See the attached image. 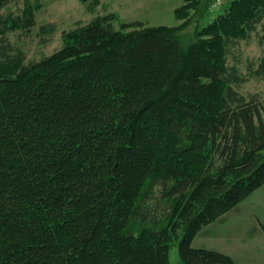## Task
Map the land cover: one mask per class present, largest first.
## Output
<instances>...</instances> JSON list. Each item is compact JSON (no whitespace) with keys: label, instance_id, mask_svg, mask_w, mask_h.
I'll return each mask as SVG.
<instances>
[{"label":"trees","instance_id":"obj_1","mask_svg":"<svg viewBox=\"0 0 264 264\" xmlns=\"http://www.w3.org/2000/svg\"><path fill=\"white\" fill-rule=\"evenodd\" d=\"M258 26L264 81V0L190 41L103 16L27 67L0 41V264H233L192 241L264 186V101L226 63Z\"/></svg>","mask_w":264,"mask_h":264},{"label":"rangeland","instance_id":"obj_2","mask_svg":"<svg viewBox=\"0 0 264 264\" xmlns=\"http://www.w3.org/2000/svg\"><path fill=\"white\" fill-rule=\"evenodd\" d=\"M232 1L234 0H13L0 8V41L13 48V51H8L9 54L21 53L23 67L60 50L66 33L108 15L114 17L116 28L121 23L138 22L142 24L138 30L175 29L184 40L190 41L221 16ZM262 29V26H258L255 32L241 35L239 41L230 43L226 63L229 67L234 66L244 79L236 90L246 97L258 95L264 101V81L254 74L263 54L260 40ZM210 37L207 35L205 39ZM1 60L0 56V62ZM230 212L231 210L210 227L215 236H219L218 240L206 241L210 236L207 235L204 242L197 240L194 245H209L215 250H222L224 245H228L226 249H230L234 245L228 240L236 238L235 245L240 247L245 242L244 238L257 234L256 226H246L243 222L247 217L245 215L240 224L232 226ZM239 212L236 214L241 216ZM199 234L203 235L204 231H200L197 236ZM169 260L171 264H180L176 245L170 248Z\"/></svg>","mask_w":264,"mask_h":264},{"label":"crops","instance_id":"obj_3","mask_svg":"<svg viewBox=\"0 0 264 264\" xmlns=\"http://www.w3.org/2000/svg\"><path fill=\"white\" fill-rule=\"evenodd\" d=\"M238 211H240L239 214H241V216H238L236 214ZM229 215L232 226L240 224L243 221L242 218L247 216L245 221L249 222H243L246 226H256L258 228V230H256L257 234L253 235V237L244 238L245 242L240 244V247H238V245H235L237 242L236 238L228 240L230 244L234 245L233 247L231 246L232 248L230 249H226L228 245H224L222 247V250H215L212 247H209V245L205 247L194 245L195 241L197 240L204 242L207 235L210 236L206 241L219 239V236H215V232L212 228H210L214 225V223L216 222L215 221L214 223L209 224L210 226L208 225L201 230L204 231L203 235H196V237L192 241V247L196 249H207L226 254L231 257L233 264H264V186L253 192L249 197H247L235 208H233ZM246 246H252V248H248Z\"/></svg>","mask_w":264,"mask_h":264}]
</instances>
